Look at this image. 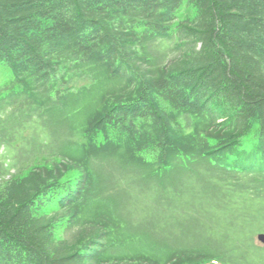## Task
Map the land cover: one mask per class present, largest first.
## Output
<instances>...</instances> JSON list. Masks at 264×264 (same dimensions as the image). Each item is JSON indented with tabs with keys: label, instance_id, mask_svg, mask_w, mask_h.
Wrapping results in <instances>:
<instances>
[{
	"label": "trees",
	"instance_id": "trees-1",
	"mask_svg": "<svg viewBox=\"0 0 264 264\" xmlns=\"http://www.w3.org/2000/svg\"><path fill=\"white\" fill-rule=\"evenodd\" d=\"M0 69V264H264V0H0Z\"/></svg>",
	"mask_w": 264,
	"mask_h": 264
},
{
	"label": "rangeland",
	"instance_id": "rangeland-1",
	"mask_svg": "<svg viewBox=\"0 0 264 264\" xmlns=\"http://www.w3.org/2000/svg\"><path fill=\"white\" fill-rule=\"evenodd\" d=\"M12 77V74L10 71H5L3 69H0V85L4 84L7 80H9ZM83 82H81L80 84H82ZM260 231H257L254 235V240L258 245H264L263 242H261L258 237L257 234L258 232H264V227L259 228Z\"/></svg>",
	"mask_w": 264,
	"mask_h": 264
},
{
	"label": "water",
	"instance_id": "water-1",
	"mask_svg": "<svg viewBox=\"0 0 264 264\" xmlns=\"http://www.w3.org/2000/svg\"><path fill=\"white\" fill-rule=\"evenodd\" d=\"M258 239L264 243V232H260L257 234Z\"/></svg>",
	"mask_w": 264,
	"mask_h": 264
}]
</instances>
